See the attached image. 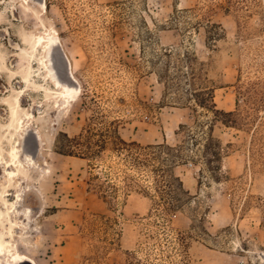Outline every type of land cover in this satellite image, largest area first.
I'll use <instances>...</instances> for the list:
<instances>
[{
	"label": "rangeland",
	"instance_id": "obj_1",
	"mask_svg": "<svg viewBox=\"0 0 264 264\" xmlns=\"http://www.w3.org/2000/svg\"><path fill=\"white\" fill-rule=\"evenodd\" d=\"M50 33L82 88L67 106L34 45ZM109 128L151 147L145 164L99 147ZM66 134L91 159L59 152ZM13 145L30 160L12 186L0 166V192L33 210L10 220L37 264H264V0H0V149Z\"/></svg>",
	"mask_w": 264,
	"mask_h": 264
},
{
	"label": "bare ground",
	"instance_id": "obj_2",
	"mask_svg": "<svg viewBox=\"0 0 264 264\" xmlns=\"http://www.w3.org/2000/svg\"><path fill=\"white\" fill-rule=\"evenodd\" d=\"M39 3V2H38ZM43 3V0H42ZM40 4V3H39ZM30 5V4H29ZM42 6V5H41ZM47 7V5H46ZM33 8V7H32ZM46 10V9H45ZM54 28V27H53ZM58 30V29H57ZM56 30V31H57ZM52 32V31H51ZM47 34V33H46ZM59 35V34H58ZM56 35V34H52L50 33L48 36L44 35L41 36L39 40H37V42H34V45H38V44H44L46 51H47V59L45 61V65L48 68V72H49V76L53 77L56 81V84L59 87H64L65 90L62 92L64 93V105L66 103L67 105H70L74 100H76L75 96L79 93L81 95V89L78 85H71L68 83H65L60 75V71H63L66 69V63L67 62H71L72 65V61H71V57L68 55V53L66 52V50L63 47V43L62 40L60 39V37ZM31 41V40H30ZM33 43V42H32ZM33 45V44H32ZM45 56V55H44ZM58 56V57H57ZM61 57V58H59ZM43 62V61H42ZM76 62V61H75ZM43 64V63H42ZM77 67H78V63L76 62ZM2 66V64H1ZM5 66V65H4ZM45 67V66H44ZM46 69V68H45ZM61 69V70H60ZM71 73H70V77L75 81L77 78L74 74V69H73V65L71 67ZM27 74V73H26ZM31 74V73H30ZM40 76V75H39ZM34 77V74H33ZM36 77V76H35ZM34 77V78H35ZM43 77V76H42ZM41 77V78H42ZM45 77V76H44ZM22 78V77H21ZM48 78V77H47ZM32 81V80H31ZM49 81V80H48ZM40 82V81H38ZM30 82H28L29 84ZM35 83V82H34ZM37 83V80H36ZM31 84V83H30ZM41 84V82H40ZM35 85V84H34ZM46 85V84H45ZM48 85V84H47ZM46 85V87H47ZM27 86V85H25ZM32 86H33V82H32ZM40 86V85H39ZM50 86V85H49ZM81 86V85H80ZM28 87V86H27ZM26 87V88H27ZM42 88H45V86H41ZM53 87V86H52ZM51 87V88H52ZM25 88V87H24ZM41 88V89H42ZM55 88V87H54ZM52 88V89H54ZM46 90V89H45ZM49 90V89H48ZM58 90V89H57ZM21 91V90H20ZM47 91V90H46ZM52 92V90L50 89L49 92ZM26 92V91H25ZM57 92V91H56ZM55 92V93H56ZM18 93V92H17ZM23 93V92H22ZM54 92H52L53 94ZM46 94V93H45ZM51 95L50 93H48V96ZM18 96V95H17ZM57 96V95H54ZM53 96V98H54ZM49 98V97H48ZM47 98V99H48ZM24 99V98H23ZM79 99V98H78ZM4 100V99H3ZM19 100V99H18ZM62 100V102H63ZM11 101V100H10ZM54 101V100H53ZM77 101V100H76ZM3 102V101H1ZM52 102V101H51ZM61 102V103H62ZM8 103V102H7ZM21 103V102H20ZM17 105H14L13 108V123L10 125V128L12 127L13 130L16 129H20L21 127L25 126V120H23L22 117L19 116V111H20V105L19 103H16ZM59 104V103H58ZM8 105V104H7ZM23 105V104H22ZM55 105V104H54ZM9 107V106H8ZM63 107V106H62ZM23 109V108H22ZM27 111V110H26ZM22 113V112H21ZM25 113V112H24ZM23 116V115H22ZM31 118V114L29 115ZM27 118V117H26ZM29 118V119H30ZM9 120V119H8ZM30 124V123H29ZM9 126V125H8ZM8 128V127H5ZM11 128V129H12ZM27 128V126H26ZM25 128V129H26ZM24 129V128H22ZM28 130V129H27ZM30 130V129H29ZM40 130V129H39ZM4 131V130H3ZM11 131V130H10ZM20 131V130H19ZM24 131V130H23ZM28 132V131H27ZM37 132V131H35ZM41 133H43L42 131H40ZM3 133V132H2ZM14 134V132H12ZM7 134V133H6ZM16 134V133H15ZM26 134V132H25ZM30 134V132H29ZM28 135V134H27ZM42 135V134H41ZM48 135V134H47ZM17 136V135H16ZM40 136V135H39ZM24 136L22 135V138ZM38 137V136H37ZM36 137V140H37ZM49 137V136H48ZM5 138V137H4ZM39 138V137H38ZM41 138V136H40ZM44 138V137H43ZM24 139V138H23ZM4 141V140H3ZM38 141V140H37ZM51 141V140H50ZM43 142H41L42 144ZM2 144V143H1ZM19 144V141H18ZM47 144V143H46ZM5 146V145H4ZM9 146V144L7 145ZM24 149V148H23ZM27 150V149H26ZM28 151V150H27ZM8 155L6 156L4 154V151L0 149V166L5 168V173L8 176V181H9V186L14 185L17 182V178L20 179V174L22 172L26 171L27 168V162L30 160H26V163L24 161V159L22 158L21 155V147L18 145H13V147L8 151L7 153ZM27 155V153H26ZM30 155V154H29ZM26 157V156H25ZM28 158H30V156H27ZM26 157V159H27ZM33 158V157H32ZM31 158V159H32ZM36 159V158H35ZM34 161V160H33ZM31 162V161H30ZM29 163V162H28ZM33 164V163H32ZM34 166V165H33ZM46 166V165H45ZM33 168V167H32ZM35 168V167H34ZM39 168V167H37ZM50 169V168H49ZM48 169V170H49ZM40 170V169H39ZM23 180V178H22ZM31 180V179H30ZM22 183V182H21ZM30 188V186H29ZM11 190L5 189L3 192H0V200L3 203V206L0 207V224L3 223V218L8 217V223H11L12 225L7 228V229H1L0 226V264H21L23 262H29L31 264H37L36 260L34 258H32L30 255H28L27 253H24L20 250H16L14 246V237H15V230H14V226H19V222H15L13 219L10 220V218L12 217L13 213L16 214H21L23 215V217H25V219H28V217H31L32 215V209L30 207L25 208V210H21V201L23 200V193L22 191H18L15 195H14V199H10L8 196L12 194V192H10ZM26 191V190H25ZM12 196V195H11ZM42 211V210H41ZM29 220V219H28ZM31 220V219H30ZM19 223V224H18ZM27 223H29L27 221ZM4 227V226H3ZM29 235V234H27Z\"/></svg>",
	"mask_w": 264,
	"mask_h": 264
},
{
	"label": "trees",
	"instance_id": "obj_3",
	"mask_svg": "<svg viewBox=\"0 0 264 264\" xmlns=\"http://www.w3.org/2000/svg\"><path fill=\"white\" fill-rule=\"evenodd\" d=\"M213 97V101H214V96ZM216 110V109H215ZM218 111V109H217ZM231 114L233 113V111L230 112ZM114 124V122H113ZM100 138L97 141V144L99 145V147H104V145L107 144L108 142V138L111 137L113 139L114 142V148L118 151L121 152H126V154L129 157L134 158V161H137L139 164H145V161L141 159L142 155H143V151H145L148 148L151 147H145L143 145H141L140 143L136 142V141H131L128 142L126 141L122 135L119 133L118 129H108L107 131H101L100 133L98 132ZM67 139H68V143H64V145H62L61 147L58 146V151L64 154H69V155H75V156H79V157H84V158H89L91 159L90 156H88V154L93 153L92 151L89 153L84 151L83 147H81V145L85 146L86 143L83 144L82 141L79 140V138L77 137H70L68 134H66ZM87 138V142L90 140V143L86 146H90L91 144V137L88 136ZM85 141V140H84ZM166 147L172 156V158H176V151H179L178 148L173 147V146H163ZM101 148L95 150V153H99ZM179 180V183L182 185V180L180 179V177H175ZM106 197V196H104Z\"/></svg>",
	"mask_w": 264,
	"mask_h": 264
}]
</instances>
